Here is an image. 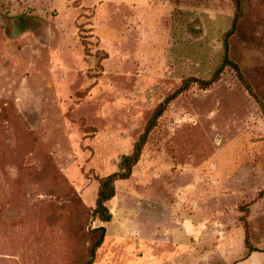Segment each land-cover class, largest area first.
<instances>
[{
  "label": "rangeland",
  "instance_id": "obj_1",
  "mask_svg": "<svg viewBox=\"0 0 264 264\" xmlns=\"http://www.w3.org/2000/svg\"><path fill=\"white\" fill-rule=\"evenodd\" d=\"M235 13V0H0V264H86L100 226L92 264H264V0H241L231 40L260 102L230 68L176 93L212 76ZM169 97L100 221V178ZM208 222L199 242L188 228Z\"/></svg>",
  "mask_w": 264,
  "mask_h": 264
},
{
  "label": "trees",
  "instance_id": "obj_2",
  "mask_svg": "<svg viewBox=\"0 0 264 264\" xmlns=\"http://www.w3.org/2000/svg\"><path fill=\"white\" fill-rule=\"evenodd\" d=\"M236 1V13L234 17V21L232 27L225 33L223 37V54L222 59L219 65L216 67L215 71L213 72L212 76L209 79H199L190 77L181 85L176 93H180L188 89V87L195 83L201 88H206L213 82H215L221 73L226 69L230 68L236 73V76L240 80V82L244 85V87L248 90L250 94H252L257 100V96L253 91V87L250 81L247 78L246 73L243 71L241 64L232 54V46L231 40L234 34L237 32L238 29V21L241 12V0ZM169 98L165 99L162 103L158 105L156 110L153 112L151 118L149 119L144 132L140 136L139 140L135 142L132 151L129 154L123 155L119 162V168L117 172L109 174L99 180V186L97 191V199H96V206L92 211V214L96 216L100 221H109L111 219V213L106 206V202L109 201L115 195V187L114 184L118 180H125L128 179L131 175L132 168L140 159L141 152L143 146L147 140V137L150 131L155 127L157 123V119L162 115L164 110L166 109L167 104L169 103ZM260 102V100H258ZM260 106L264 115V104L260 102ZM241 220H243L241 218ZM94 232H98L96 234L91 247L89 249V256L86 260V264H92L93 259L95 257V253L97 249L101 246L103 242V238L105 235V228L100 226L94 230ZM252 251H255L253 249Z\"/></svg>",
  "mask_w": 264,
  "mask_h": 264
},
{
  "label": "crops",
  "instance_id": "obj_3",
  "mask_svg": "<svg viewBox=\"0 0 264 264\" xmlns=\"http://www.w3.org/2000/svg\"><path fill=\"white\" fill-rule=\"evenodd\" d=\"M212 230H213V226L210 222L201 223L198 227L196 225H194V226L192 225V227L188 228L189 232H194L195 235L198 234L197 236H198L199 242H206V241L212 239L211 233H210V231H212Z\"/></svg>",
  "mask_w": 264,
  "mask_h": 264
}]
</instances>
